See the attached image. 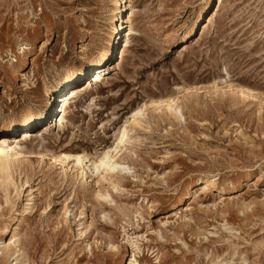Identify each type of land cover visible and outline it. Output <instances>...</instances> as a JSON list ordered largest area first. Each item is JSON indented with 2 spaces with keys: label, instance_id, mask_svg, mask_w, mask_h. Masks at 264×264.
I'll list each match as a JSON object with an SVG mask.
<instances>
[{
  "label": "rangeland",
  "instance_id": "1",
  "mask_svg": "<svg viewBox=\"0 0 264 264\" xmlns=\"http://www.w3.org/2000/svg\"><path fill=\"white\" fill-rule=\"evenodd\" d=\"M122 1L0 0V138L26 153L0 166V264H264V0ZM144 104L131 171L51 160L98 158Z\"/></svg>",
  "mask_w": 264,
  "mask_h": 264
},
{
  "label": "bare ground",
  "instance_id": "2",
  "mask_svg": "<svg viewBox=\"0 0 264 264\" xmlns=\"http://www.w3.org/2000/svg\"><path fill=\"white\" fill-rule=\"evenodd\" d=\"M127 2H128V0L122 1V4L123 3L125 4L123 9L120 8L119 6L117 7V9H119V12H118L119 15H116L115 17H113L114 20L122 19V21H124V17L122 15H123V11L126 7ZM115 3L118 5L119 0H115ZM122 4H121V6H122ZM120 26L121 25L117 26V24H115V21H113L111 33H110L112 37L116 34V32L119 31ZM112 37L106 39V41L111 46H112V39H113ZM74 53L76 54V57L82 58L83 54L85 53L84 43H81V45L79 47V51H77L75 49ZM70 65L71 64L69 63V61H65L60 66H58V68L56 70V74L54 76L55 83L51 86L52 88L50 87L51 89L50 88L47 89L48 96H47L46 100L42 101L43 105L47 103L46 101H48V103L50 102V107L52 108L51 99L53 97L57 96V94L54 92L55 91L57 92L60 88L65 87L66 82L68 81V79L70 77V75H68V77L65 81L62 80V76H64V73L70 71ZM57 83L59 84V86H56ZM66 103H67V100L64 99L62 101V105H61L63 112L66 111ZM166 105H167L168 109L170 110V112L174 116H176V118H182L183 117L182 110L179 106H177L176 101L171 99V100L166 102ZM148 106H149L148 104H144V105H142V106H140L134 110L130 119H128L125 122V124L119 129V131H118L119 134H117L118 136H117L116 145L113 148L101 153L102 155L99 156L98 158L91 157L89 154H86V153L72 154V153H66V152H62V153L53 152V153H51L52 154L51 160L56 164H60L64 170L67 169L65 167H66V164L68 162L75 161L76 168L81 167V169H80L81 175H83L85 177L88 175V170L93 171V173L99 172L101 178H103V179L106 178L107 174L110 175V173H112V172H118L120 170L125 171V172L131 171V167L129 165L124 164L122 162H119L115 153L121 148V146H123L125 143L129 142V140H130V137H129L130 128H129V126H131L130 125L131 121L138 122L139 118H141V116L144 115V112ZM10 111L12 113L14 111V108ZM41 114H42L41 112L38 113V115H41ZM36 115H37L36 112L30 113V115L28 117L24 118L22 123H26V122L30 121V119L36 117ZM37 117L40 118V116H37ZM17 126L18 125L16 124V122L13 119H9V120H7L6 124L4 125V129H7V130L10 129V130L14 131L17 129ZM7 134L5 133V135L0 138V166L15 168L17 166V164L20 163V161H22V158L26 155V153L17 149L19 144H16L15 146H11L9 138H8L9 136ZM201 184L203 185V189H209L213 183L210 181V179H208V180L205 179ZM13 243H14L13 239L10 238L9 244H13ZM15 253H16L15 260L18 262V264H23L20 261V256H21L20 249H16Z\"/></svg>",
  "mask_w": 264,
  "mask_h": 264
}]
</instances>
